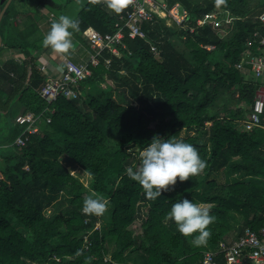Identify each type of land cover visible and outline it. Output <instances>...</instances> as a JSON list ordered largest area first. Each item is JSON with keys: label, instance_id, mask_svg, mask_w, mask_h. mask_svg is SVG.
Returning a JSON list of instances; mask_svg holds the SVG:
<instances>
[{"label": "trees", "instance_id": "1", "mask_svg": "<svg viewBox=\"0 0 264 264\" xmlns=\"http://www.w3.org/2000/svg\"><path fill=\"white\" fill-rule=\"evenodd\" d=\"M175 2L187 9L192 33L160 20L142 24L145 39L129 38L125 30L124 48L117 46L121 57L103 52L79 83L75 100L47 103L40 97L45 76L35 57L0 69V264H200L203 253L215 252L220 242L264 226V121L250 131L238 123L259 83L235 68L253 34H262L256 17L264 0H226L220 6L215 0H168ZM129 10L127 5L115 14L90 0L75 17L80 30L73 38L94 53L83 31L114 34ZM214 10L238 18L224 38L208 25L194 26ZM26 48L36 54L42 46ZM250 48L255 51L256 44ZM107 80L126 90L118 92L121 103L111 98L109 86L99 88ZM240 103L248 109L238 108ZM20 110L37 116V132L28 134L14 122ZM181 131L192 132L180 139L197 149L206 167L149 200L125 169L139 167V153L154 136L177 139ZM18 137L22 144L15 142ZM63 156L67 166L91 178L89 189L60 163ZM221 169L234 175L231 182L209 180ZM90 194L107 201L102 216L82 213ZM183 199L214 215L203 246H194L167 218ZM52 201L55 208L45 216ZM99 220L104 226L96 229ZM215 262L223 264L222 255Z\"/></svg>", "mask_w": 264, "mask_h": 264}, {"label": "built area", "instance_id": "2", "mask_svg": "<svg viewBox=\"0 0 264 264\" xmlns=\"http://www.w3.org/2000/svg\"><path fill=\"white\" fill-rule=\"evenodd\" d=\"M130 10L126 13L124 19L116 24L117 31L114 34L101 35L92 28H87L82 35L88 42L89 47L94 53L90 55L85 64H77L71 60L62 61L63 68L58 74L46 65H37V69L45 76V84L40 89V97L47 103L56 101L58 98H64L68 101L79 97L78 86L86 77L90 76L89 66L96 67L98 59L103 52L120 58L121 54L117 46L122 45L124 31H127L129 38L145 39L146 35L141 26L143 23H155L157 20L164 21L167 27H175L179 30L194 31L189 21V14L180 3L169 4L168 0H129ZM238 18L232 16L229 12L223 10H214L195 21L196 27L208 25L220 38L226 37L233 29L234 22ZM262 28V34L255 32L250 43L241 53L239 62L235 68L241 73L258 81L264 76V10L256 17ZM251 44H256L255 51L250 48ZM150 51L155 57L159 52L155 45L149 43ZM213 49L212 46L205 47ZM104 64H110L109 59H105ZM264 116V88H258L255 92L253 103L245 118L238 123L246 130L263 127ZM37 116L31 112H20L14 118L18 125H24L28 134L37 132ZM47 123L50 119L47 118ZM17 144H22L21 137L16 138ZM222 255L223 264H264V226L254 232L245 229L243 234L235 239L226 242H220L215 252L207 251L203 253L200 264H217L215 257ZM105 259L104 261H107ZM116 264V263H114Z\"/></svg>", "mask_w": 264, "mask_h": 264}, {"label": "clouds", "instance_id": "3", "mask_svg": "<svg viewBox=\"0 0 264 264\" xmlns=\"http://www.w3.org/2000/svg\"><path fill=\"white\" fill-rule=\"evenodd\" d=\"M215 2L220 6L226 0ZM103 3L110 12L120 14L129 0H103ZM79 24V20L59 16L51 22L49 31L42 39V46L60 55H70L73 49L72 37L80 30ZM139 158V167L135 171L131 167L125 171L131 180L143 187L146 198L153 201L162 196V190L168 191L169 186H174L177 178L181 182L189 180L206 167L193 145L169 137L154 136L139 153ZM81 211L85 215L102 216L107 211V201L90 194L84 200ZM210 211L208 207L183 199L172 205L167 218L175 223L182 236L192 237V244L199 247L205 245L210 236L208 226L214 222V215Z\"/></svg>", "mask_w": 264, "mask_h": 264}, {"label": "crops", "instance_id": "4", "mask_svg": "<svg viewBox=\"0 0 264 264\" xmlns=\"http://www.w3.org/2000/svg\"><path fill=\"white\" fill-rule=\"evenodd\" d=\"M6 1V0H5ZM48 2H39L38 0H9L5 9L6 16H2L0 21V69L6 67L10 62L22 64L31 57L36 58L37 65L43 64L49 69H53L58 74L63 68L64 59L75 60V57L86 56L92 53L81 44L77 43L72 37L73 49L70 55H60L50 48L42 46V39L50 29V24L61 15L75 19L80 9L90 0H48ZM98 4H103V0H95ZM0 5V12L4 6ZM76 4H81V8L76 11ZM91 28V27H88ZM93 29V28H92ZM94 30V29H93ZM42 46L38 53L26 47L30 45ZM90 48V47H89ZM25 50V52H24ZM71 60V61H73ZM74 62V61H73ZM28 70V67H27ZM22 112L20 110L16 116ZM2 117L0 122H2Z\"/></svg>", "mask_w": 264, "mask_h": 264}, {"label": "rangeland", "instance_id": "5", "mask_svg": "<svg viewBox=\"0 0 264 264\" xmlns=\"http://www.w3.org/2000/svg\"><path fill=\"white\" fill-rule=\"evenodd\" d=\"M76 5L77 6L74 7L76 11L72 12V14H74V15L77 12V9L82 7V6H80L81 4H76ZM173 40H175V38H173ZM90 55L88 57H87V55L86 56H83V55L80 56V55H78V56L75 57V60H73L72 58H71V60H73L75 63L85 64L89 60ZM248 79H250V77H248ZM258 83H259V87L258 88H264V76L261 77L260 79H258ZM107 86H109L110 90L112 91V92H110L111 93L110 94L111 95V98L115 102H118V104L121 103L120 100H119V97H118V92H121L122 90H124V88L121 87L119 83H117V82L116 83H113V82H111L109 80H107L105 83L100 84L99 85V88L107 89ZM124 92L126 93V90H124ZM131 102H133V105L136 106L135 101L131 100ZM237 107L238 108H242L243 110L248 109V107L245 106L244 103L238 104ZM2 120H3V118H2ZM11 125L12 126H15L14 125V122L13 123L11 122ZM207 125L209 126V124H207ZM189 135H192V132L181 131L176 136V138L177 139L185 138V137H187ZM66 158H67L66 156L60 157L59 158L60 163L63 164L64 166H66L68 168L67 170L70 172V174H71V172H74L75 171L76 173L71 174V175H73L75 178H77L83 184V186H85L86 188L89 189L90 186H91V183H92L91 178L85 172H83L77 165H75L73 162H72L73 164L70 161L68 163H71L72 166H74V165L77 166V168L76 167H71L70 165L67 166ZM232 178H234V175H231L225 169H221V170H219L216 173H212L210 175V177H209V180L215 181L218 184H226L228 182H231L232 181ZM59 199H60V197L57 198L58 201H59ZM56 201H54V202L52 201V203H50L46 207V209L43 211V214L45 216H49L50 215V212L52 211L53 207L56 205ZM57 204H59V203H57ZM199 206L207 207L205 205H199ZM57 208H59L58 205H57ZM107 209H108V204H107ZM142 214H145V210L144 209L142 210ZM102 226H104V225H103L102 221L99 220V222H97V224H96V229H99ZM106 247L110 248V245L106 243ZM127 252L128 251H126L125 254H127ZM127 256H130L129 253H128ZM106 259H108V257ZM130 260L133 262V258L130 259Z\"/></svg>", "mask_w": 264, "mask_h": 264}, {"label": "water", "instance_id": "6", "mask_svg": "<svg viewBox=\"0 0 264 264\" xmlns=\"http://www.w3.org/2000/svg\"><path fill=\"white\" fill-rule=\"evenodd\" d=\"M8 1L9 0H6V1L5 0H0V5L3 4V2L5 3L3 8H2V10H1V12H0V21L2 19V16H3L4 12H5V9H6L7 5H8V3H9ZM0 46H1V37H0Z\"/></svg>", "mask_w": 264, "mask_h": 264}]
</instances>
